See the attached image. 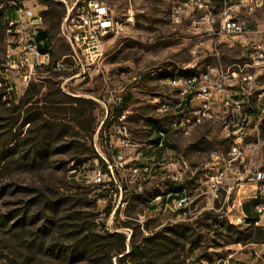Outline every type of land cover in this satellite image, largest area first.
<instances>
[{"label": "rangeland", "instance_id": "rangeland-1", "mask_svg": "<svg viewBox=\"0 0 264 264\" xmlns=\"http://www.w3.org/2000/svg\"><path fill=\"white\" fill-rule=\"evenodd\" d=\"M41 1L0 0V143L4 144V149L11 150L0 159V264H96L86 260L69 263L57 252H52L68 238L65 234L62 242L59 241L57 226H61L62 219L73 216H81L85 222L94 223L98 231L123 233L128 238L133 232L138 238L150 237L165 230L176 234L177 226L186 224L189 233L184 236L179 231L176 236L180 240L172 249V256H179L180 261L186 264H214L232 256L231 264L253 259H258V264H264V242L258 231L250 230L253 232V243L233 244L232 235L226 228L243 216L241 207L239 212L237 208L229 211V221L222 218L224 210H220L219 204L209 198L207 178L202 172L205 168L197 169L195 177L190 174L185 177L182 187L187 190L191 203L175 215L159 206L148 208L154 196L164 194L172 187L171 184L165 187L161 179L166 178L168 171L158 168L149 179L133 175L136 166L154 165L149 158L148 124L151 121L156 122L158 128L168 126L166 121L163 123L159 112L165 101L162 95L167 90V81L216 67L238 72L246 64L243 49L226 39L217 41L212 38L206 25L194 27V22L201 21V11L188 9L182 22L174 24L173 9L185 0H96L108 6L114 18L121 21L122 31L105 39L99 69L86 65L91 60L87 57L85 61L80 55L84 64V70H81L77 66L78 60L69 57L73 51L61 34L68 9L77 0H53L59 5L58 11H64L62 22L51 28L49 51L55 55L53 58L39 57L41 65H36L33 71L29 68L20 71L16 64L23 45L33 40L39 31L50 29L49 23H45L42 17L46 8ZM7 11L12 14L8 25L4 21ZM219 11L220 7L213 3L212 13L217 15ZM243 20L248 27H256H249L252 31L262 29L264 6L253 16L243 17ZM220 26L221 22L217 19L214 29ZM216 52L218 57L214 56ZM51 61L64 66L58 71L60 77L47 73ZM73 66L76 68L71 71ZM247 71L253 72L250 69ZM78 74L82 76L67 81ZM26 76L30 78L25 79ZM30 82L39 86L41 94L31 99L24 98ZM107 87H110L111 95L125 93L132 98L128 128L135 146L123 169L114 167L110 173L104 169L100 155L115 164L112 151L105 150L102 141L95 145L94 136L91 138L80 132L65 117L64 111L75 108L77 104L54 106L47 97L60 91L66 97L100 99ZM54 100L69 102L63 96ZM103 115V110L97 105L96 131ZM25 120H34L35 124L30 126L25 124ZM50 124L62 125L59 129L64 140L54 139L48 148L43 145L46 151L36 155L37 164L33 166L25 156L30 152V159L34 158L35 148L39 149L41 132H44L41 128ZM217 127L204 125L186 138L170 134L171 159L184 160L192 170L208 165L211 151L225 149L229 145L221 141ZM73 140L84 146L80 150H61L62 146H69L65 142ZM115 146L119 147L117 138ZM84 150L88 151L80 157L81 163H71L72 158L79 157L78 153ZM94 154L99 156L100 161ZM98 168L102 173L105 171L101 182H96ZM244 196L235 194L234 204L243 203ZM49 199L60 204L58 212L45 205L44 200ZM249 199L252 202L253 198ZM109 206L113 212L106 219L105 209ZM243 213L251 217L256 215L251 203L246 204ZM170 217L174 222H167ZM23 218L25 223L21 222ZM125 223L130 225V229L124 228ZM232 226L244 231L249 225L245 221V224ZM185 242L194 243L192 251Z\"/></svg>", "mask_w": 264, "mask_h": 264}, {"label": "built area", "instance_id": "built-area-1", "mask_svg": "<svg viewBox=\"0 0 264 264\" xmlns=\"http://www.w3.org/2000/svg\"><path fill=\"white\" fill-rule=\"evenodd\" d=\"M213 3L212 0H199V2L185 0L182 5L174 7L172 21L174 24H180L188 9L203 12L200 23L194 22V27L199 24L206 25L211 31L212 38L217 41L226 39L239 45L244 51L246 64L238 72L225 71L216 67L209 68L205 78L177 80L182 86V100H174V97H170L169 94H163L162 98H168V106L160 110L163 111V117L172 116L174 112H181V122L170 133L159 134L158 147L161 152V161L151 160L154 165L147 163L141 169H134V176H138V170H148V177L142 178L149 179L155 175L156 169L171 161V152L164 148V136L190 131L192 127H186V120H193L195 125L199 117L208 115L209 102H216L222 112V122L217 127L220 139L224 142V137H231V145H227L225 149L217 148L211 151L209 164L194 169L197 176V169L213 168V175L206 177L209 198L219 204L220 210H224L222 218L229 221V211H235L237 208L239 212V207L246 204L247 195H255V200L258 197H264V142L258 140L259 129L264 128V123H261V115L264 112V28L254 31L237 29L238 21L234 20V12H237L235 1L224 0L217 15L212 13ZM242 4H248V12H253L256 7L264 6V0H243ZM113 19L112 11L106 8L104 3L96 0H77L68 9L61 26V34L73 51V55L69 57H72L74 61L78 60L77 66L81 67V70H84V64L80 55L85 58V61L87 57L91 60V63L86 62V65L99 69L105 39L118 35V30L113 27ZM217 19L221 22V26L216 30L214 24ZM214 56L218 57L219 54L216 52ZM39 57L49 56L39 55L35 36L33 40L23 45L16 64L17 70L23 71L29 68L33 71L36 65H41L38 61ZM34 59L35 62H32ZM63 67L61 63H57L55 70L59 71ZM75 68L73 66L70 70ZM248 69L253 72H248ZM81 76L82 74L72 76L67 81ZM210 76H217L219 85H211ZM28 78L30 76L25 77V79ZM233 79H240V86H238L240 94H233V89H229V80ZM126 97L125 93L110 95V87H107L105 95L100 99L86 97L94 101L104 113L94 135V143L96 145L102 141L105 150L110 149L113 153L115 164L100 155L107 173L112 172L114 167L122 170L123 164L131 154L130 151L135 147L128 128L130 107L119 113L125 104ZM245 135H254V142H245ZM115 138L123 139V148H116ZM212 153H219L221 164L212 163ZM186 166L185 161L182 160L180 168L172 177L161 178L165 187L167 184L181 185L185 182ZM104 173V170L103 173L101 172V168L96 170V182L102 181ZM235 194L245 195L243 203L234 204ZM190 201L191 198L187 195L186 197H169L155 204H149L148 208L159 206L165 212L175 215L187 207ZM262 217H264V209L261 210ZM245 220H248L245 216H239L237 223H229L245 224ZM167 222H174V220L170 217ZM258 257L261 256L258 255ZM231 258L232 256L214 264H231ZM236 264H258V259Z\"/></svg>", "mask_w": 264, "mask_h": 264}, {"label": "trees", "instance_id": "trees-1", "mask_svg": "<svg viewBox=\"0 0 264 264\" xmlns=\"http://www.w3.org/2000/svg\"><path fill=\"white\" fill-rule=\"evenodd\" d=\"M212 1L216 3L220 8L224 2V0ZM228 1L234 2L236 0ZM41 5L46 8V10L42 12L44 22L49 23L50 25V29L46 30L47 42L48 45H50V39L52 36L51 28H53L54 25H58L62 22L64 18V11H58L57 8L59 7V5L53 0H42ZM11 16L12 14L10 13V11H7L6 19L4 18V21L7 25L10 22ZM54 55L55 54L50 50L48 56L50 58H53ZM55 68L56 63L51 61L48 65V68L46 69L47 73L60 77L58 71H56ZM39 94H41L39 86L37 84H34L33 82H30L26 89L24 98L29 97L31 99ZM59 96H63L65 99H68L69 102H57L56 100H54ZM47 97H50L49 103L54 106L70 103L77 104L75 108L67 109L64 111L65 117H68L70 123L73 124V126H75V128H77L80 132L85 133L86 135H90L91 138L94 136L96 132L95 111L97 110V104L94 101L71 96L66 97L60 91L56 94L48 95ZM131 101L132 98L130 95H128L126 97L125 104L119 113L127 110L130 107ZM52 111H56V109H52ZM25 124L31 126L35 124V121L25 120ZM148 125L150 131H154L156 128H158L156 122L149 121ZM61 127L62 125L50 124V126H43L41 128V130H44V132H41L42 137L40 139V145L37 146L39 147V149L35 148V155L33 156L34 158L30 159V152L25 156L26 159L31 161V165L35 166L37 164L36 155H39V153L42 154L44 153V151H46L43 145L47 146L48 148L50 147V143H52L54 139H60V142L64 140V137L61 138L63 134V132L59 129ZM65 144H68L69 146L61 147V150L64 152H66V149L70 151L72 148L80 150L82 146H84L82 144H79V142H75L74 140L67 143L65 142ZM3 145L4 144L0 143V159L5 157L11 151L10 149H4L3 147L5 146ZM86 151L88 150L80 151V153H78L79 157L72 158L71 163L76 162L77 165L80 164V157L83 156L84 152L86 153ZM94 155L95 158L100 161L99 156L97 154ZM44 201L46 206H50L52 207L51 209H54L58 212L60 207L59 203H54L50 199L49 201ZM246 204L243 205V209L245 210ZM145 206L147 207V205ZM112 212L113 208L110 206L107 207L105 209V218L108 219L111 216ZM21 222L25 223V219L23 218ZM246 222L249 223V226L244 231H239L235 226L232 225L226 228V231L232 235L231 239L233 240V244L246 245L248 243H253V232H250V230L258 231V235L263 238L262 242H264V227L256 226L257 219L248 218ZM60 225L61 226H57L58 233L60 234L59 241L62 242V237L65 234L68 238L60 243V248H55L52 252H57L59 256H61L65 260H68L69 263L86 260L92 261L96 264H186L184 261H180L179 256H172L173 246L175 245V242L180 240L176 236V234L179 231H182L184 236L189 233V229L186 224L177 226L176 229L178 230V232L176 234L174 232L165 230L157 234H153L150 237L140 236V238H138L135 232H133L131 238H128L123 233H109L107 231H98V229H95L94 223L85 222L81 218V216H73L62 219L60 221ZM103 225L105 226V223H103ZM124 228L130 229V225L128 223H125ZM185 243L186 246L189 245V250L192 251L194 248V243Z\"/></svg>", "mask_w": 264, "mask_h": 264}, {"label": "bare ground", "instance_id": "bare-ground-1", "mask_svg": "<svg viewBox=\"0 0 264 264\" xmlns=\"http://www.w3.org/2000/svg\"><path fill=\"white\" fill-rule=\"evenodd\" d=\"M242 1L243 0H239V1L236 0L235 2V7H237V12H234V20L238 21L237 29H245L246 31H250L247 28L246 23L240 19L239 14L242 11H244L247 15H253L257 10L262 9L263 7H256L253 12H248V4H242ZM191 2H199V0H191ZM105 7L108 8L106 5ZM113 27L116 30H118V34H119V32L122 31L121 21L114 18ZM206 76H207V72H192L186 77L169 79L166 84L167 90L165 94H169L170 97H174V100H182V86L179 85V82L177 80H190V79H196V78H205ZM210 83L211 85H219V78H217V76H210ZM238 86H240V79L229 80V89L236 88L237 93L235 94H240V87ZM166 106H168V98H165L164 103L161 104L159 108V112L161 113L162 118H163L162 120H164L163 123H165L166 121L168 123V126L167 127H165L166 125L163 127L161 126L159 128H156L154 131L153 130L150 131L149 129V132H148V142H149L148 147L150 151L149 158L154 161H161V152L158 147L159 134L170 133L172 130L175 129L176 125H178V123L181 122V112H174L172 116L163 117V111L160 109ZM221 122H222L221 107L217 106L216 102H209L208 115H205L204 117H199L195 121V125H193V120H186V127H192L191 130L187 132H180L176 135L186 138V137L191 136L193 132L198 130L200 127H203L204 125L209 124L213 126H219ZM261 123H264V112H262V115H261ZM258 140H260V142H264V128L259 129ZM117 142L119 143V147L117 148H123V139L117 138ZM224 142L229 143V145H231V137H224ZM245 142H254V135H245ZM170 144H171L170 134L165 135L164 136V148H167L169 152H171ZM212 163L221 164V157L219 153H212ZM185 165H187L186 170H185V177L188 176V174L195 177V170L194 169L192 170V168L188 165L187 162H185ZM142 167L143 166H136L134 167V169H141ZM179 167H180V160L171 159V161L163 164L162 167H159V170L163 172L168 171V174L165 176L167 178V177H172V175L178 171ZM134 169H133V172H134ZM202 172H205L206 177H208L210 175H213V168H205L202 170ZM138 176H144V177L148 176V170H138ZM182 183L181 185L171 184L172 187L168 191H166L164 194L154 196L150 200L149 204H155L159 200L169 198V197H186L187 190L184 187H182L183 185ZM246 198L247 199L253 198L251 202L253 212L258 216L259 219H261V210L264 209V197H258L256 198V200H255V196L246 197ZM150 208L152 209L154 207H150ZM241 212H242V215L245 216L243 213V207H241Z\"/></svg>", "mask_w": 264, "mask_h": 264}, {"label": "water", "instance_id": "water-1", "mask_svg": "<svg viewBox=\"0 0 264 264\" xmlns=\"http://www.w3.org/2000/svg\"><path fill=\"white\" fill-rule=\"evenodd\" d=\"M36 44H37L39 55L47 56L49 53V45L47 42V32L46 31H39L37 33Z\"/></svg>", "mask_w": 264, "mask_h": 264}, {"label": "crops", "instance_id": "crops-1", "mask_svg": "<svg viewBox=\"0 0 264 264\" xmlns=\"http://www.w3.org/2000/svg\"><path fill=\"white\" fill-rule=\"evenodd\" d=\"M237 1H239V0H237ZM236 2V1H235ZM108 7V6H107ZM109 8V7H108ZM260 10V9H259ZM258 11V10H257ZM256 13V12H255ZM254 13V14H255ZM253 14V15H254ZM253 15H247L244 11H242L240 14H239V17H240V19L242 20V21H244L243 20V17H251V16H253ZM245 22V21H244ZM246 23V22H245ZM246 26H247V24H246ZM251 29H255L256 27H252V26H249ZM248 26H247V28L250 30V28H249ZM264 28V27H263ZM262 28V29H263ZM250 31H252V30H250ZM190 73H192V72H190ZM189 73V74H190ZM231 89H233V94H235V93H237V90H236V88H231ZM257 160V159H256ZM259 163V162H258ZM246 203H251V201H249V199H247L246 198ZM245 215V214H244ZM245 217L248 219V218H250V219H257V223H256V225H258V226H264V217H262L261 219H259L258 218V216L257 215H255L254 217H251V216H246L245 215ZM246 225H249V223H247L246 222ZM242 249H244V247H241Z\"/></svg>", "mask_w": 264, "mask_h": 264}]
</instances>
